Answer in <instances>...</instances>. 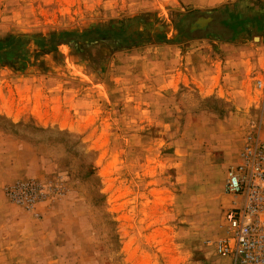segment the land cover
<instances>
[{
	"label": "rangeland",
	"instance_id": "rangeland-1",
	"mask_svg": "<svg viewBox=\"0 0 264 264\" xmlns=\"http://www.w3.org/2000/svg\"><path fill=\"white\" fill-rule=\"evenodd\" d=\"M112 27L0 64L50 114L0 117V264H230L227 176L264 154V0H0V40ZM191 45L206 93L175 83Z\"/></svg>",
	"mask_w": 264,
	"mask_h": 264
},
{
	"label": "built area",
	"instance_id": "built-area-1",
	"mask_svg": "<svg viewBox=\"0 0 264 264\" xmlns=\"http://www.w3.org/2000/svg\"><path fill=\"white\" fill-rule=\"evenodd\" d=\"M226 194L235 206L224 212L225 237L215 250L230 264H264V154L232 169L225 183Z\"/></svg>",
	"mask_w": 264,
	"mask_h": 264
},
{
	"label": "crops",
	"instance_id": "crops-1",
	"mask_svg": "<svg viewBox=\"0 0 264 264\" xmlns=\"http://www.w3.org/2000/svg\"><path fill=\"white\" fill-rule=\"evenodd\" d=\"M193 48L194 46L191 45L190 48L186 50L185 55L182 57V60L185 59L184 71L180 73L178 70L177 74L175 75V83H196L195 85L199 87L200 92L206 93L208 90L205 86L207 85L203 86L204 81L195 75V71L197 72L195 64L198 62V54ZM34 86L35 85H33L32 89ZM20 89L21 86L16 80L9 78H2V80H0V117H2V120L8 119L9 123H14L22 116H33L37 122H40V120L43 121V124H45V119L49 121V110H45L42 107L34 109L33 107H20L17 105V96L21 93Z\"/></svg>",
	"mask_w": 264,
	"mask_h": 264
},
{
	"label": "trees",
	"instance_id": "trees-1",
	"mask_svg": "<svg viewBox=\"0 0 264 264\" xmlns=\"http://www.w3.org/2000/svg\"><path fill=\"white\" fill-rule=\"evenodd\" d=\"M224 25L225 24L223 23V26ZM227 27H229V25ZM113 29L114 27H112L111 30L109 29L102 32L100 29L95 28L88 32H85L82 35H78L74 33H62L60 35H50L47 38H34L32 36L22 35V34L9 36L3 40H0V64L14 65V62H11L9 60V57L13 53L14 46L25 43L30 39L34 40L41 49L45 51H53L56 48L64 45L75 47L78 41L88 42V41L100 40L101 38L106 36V34L110 35L109 38H113V36L116 35L113 32ZM151 39L152 38H150L149 36L147 41L143 42V40H141V42L149 43L151 42ZM153 41L160 42L159 36H156L155 39H153Z\"/></svg>",
	"mask_w": 264,
	"mask_h": 264
},
{
	"label": "water",
	"instance_id": "water-1",
	"mask_svg": "<svg viewBox=\"0 0 264 264\" xmlns=\"http://www.w3.org/2000/svg\"><path fill=\"white\" fill-rule=\"evenodd\" d=\"M210 22V19H197L194 24L191 25L190 30L194 31L197 29H203L205 28Z\"/></svg>",
	"mask_w": 264,
	"mask_h": 264
},
{
	"label": "bare ground",
	"instance_id": "bare-ground-1",
	"mask_svg": "<svg viewBox=\"0 0 264 264\" xmlns=\"http://www.w3.org/2000/svg\"><path fill=\"white\" fill-rule=\"evenodd\" d=\"M255 40L257 41V40H258V38H255Z\"/></svg>",
	"mask_w": 264,
	"mask_h": 264
}]
</instances>
